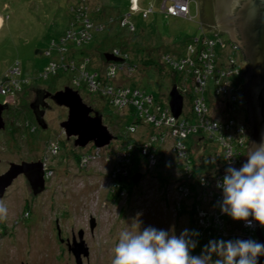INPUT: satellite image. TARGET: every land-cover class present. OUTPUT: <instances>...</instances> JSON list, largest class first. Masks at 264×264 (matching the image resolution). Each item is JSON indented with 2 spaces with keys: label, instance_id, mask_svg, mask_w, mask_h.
<instances>
[{
  "label": "rangeland",
  "instance_id": "374dc122",
  "mask_svg": "<svg viewBox=\"0 0 264 264\" xmlns=\"http://www.w3.org/2000/svg\"><path fill=\"white\" fill-rule=\"evenodd\" d=\"M171 2L137 0L138 7L129 18L135 31L130 32L117 24L109 26L108 17L117 19L129 13L131 0H0V80L8 70L20 67V74L16 77L20 79L19 85L23 89L13 90L11 95L0 92V103L8 102L10 105L6 114V128L0 131V172L8 168L9 162L42 160L48 173L45 189L40 194L32 195L26 178L19 175L0 199L8 210L6 217L0 219V264H76L73 254L68 251L67 242H72L73 234L78 239L79 230H83V239L89 248L88 257L82 258L83 264H111L120 232L126 229L136 231L139 225L141 230L151 226L171 231L177 236L188 229L198 232L201 237L203 231L194 225L195 219L190 211L196 198L190 196L186 207H174L182 193L178 194L176 188H172L170 181L173 182L175 173L163 169L167 165L161 161L163 155L170 157L173 139L169 134L160 152L163 155L158 157L157 163L149 166L142 160L143 177L135 184L126 183L119 191L118 183L112 177L114 161L107 162L106 156L101 153L97 161L80 169L78 157L80 159L83 153H90L96 147L92 143L78 147L73 144V138H65L59 123L66 118L67 109L47 98L48 108L45 109L44 119L48 127L41 129L29 108L34 94H24L26 87L40 86L53 93L70 84L71 73L62 69L47 79H37L35 71L43 68L50 58L36 54L35 50L48 49L52 39H59L70 26L71 14L68 9L72 5H81L87 9L88 17L94 23L101 24L103 30L94 28L87 44L65 45L64 55L73 50L76 51V61L90 57L86 69L92 72L97 65L104 68V52L114 48L126 51L130 62L136 65L128 79L123 76L127 79L126 85L145 89L160 99H166L174 79L172 69L164 65L163 57L169 53L176 58L183 56L189 39L201 34L200 24L213 26L218 31L213 20L200 16L196 0H188L189 15L186 17L167 15L163 3L167 6ZM233 7L231 4L229 10L232 11ZM144 11H148V16H142ZM227 37L223 33L222 38ZM227 54L244 65L245 59L240 52L230 48ZM51 56L59 55L53 50ZM145 59H152L151 64L159 63L161 68L148 67L144 64ZM22 76L27 77V81H21ZM175 76L176 82L182 78L178 74ZM186 85L191 86L192 82ZM80 95L101 113L103 123L116 136L103 148L102 153L117 150L122 143L132 140L137 141L132 143V148L139 146L143 135H146V128L137 127L129 134L126 126L132 121L130 114L126 117L124 110L117 109L98 96L89 95L83 89ZM221 98L215 100L222 102L224 97ZM207 100L209 105L211 100ZM192 102L193 98H184V112L191 118ZM224 105L223 102L212 113L221 116L220 109ZM241 106L236 120L244 127L243 137H247L248 141L250 130L246 105ZM9 126L12 127L11 131ZM191 143V138L186 141L188 146ZM159 147L155 148L156 151ZM217 147L207 145L205 149L194 147L191 150L199 158L204 153L208 154L207 151L215 152L218 156L215 161L213 157L207 159L206 164L211 167L201 163L197 165L199 169L203 166L205 172L213 173L216 169L227 167L228 162L223 165L224 162L220 160L221 157L226 159L227 154L219 152ZM197 162L200 163L201 159ZM176 209L184 211L177 212ZM90 217L96 220L92 231ZM223 218L226 221L230 219L227 215ZM236 222L242 224V221L232 220L234 225ZM229 229V232H233L232 226ZM199 237L198 246L191 255H200L206 245Z\"/></svg>",
  "mask_w": 264,
  "mask_h": 264
},
{
  "label": "built area",
  "instance_id": "2783aa9c",
  "mask_svg": "<svg viewBox=\"0 0 264 264\" xmlns=\"http://www.w3.org/2000/svg\"><path fill=\"white\" fill-rule=\"evenodd\" d=\"M136 8L137 0L135 8H131V10ZM69 9L73 13L70 26L59 39L50 41L48 49L42 51V54L49 57L50 60L36 76L45 79L57 74L62 69L71 73L69 86L72 88L80 90L78 87L83 82L90 94H97L98 97L117 109L126 111L129 110L130 105L135 106L138 118L128 125L126 130L131 133L142 125H150L153 128V131L146 134L138 146L141 158H143L141 161L147 162L149 166L155 165L158 157L163 155L160 152L166 145L168 140L166 136L169 134L173 139L171 140L170 157L163 155L164 159L161 161H165L167 165L163 169L175 173L173 182L170 181L173 185L172 188H176L178 194L182 193L179 196L180 201H177L174 207H186L190 196L192 199L196 198L190 211L195 219L194 225L203 231L199 238H202L205 244L209 240L217 238L258 240L257 229H261L264 237V228H261L256 222H253L251 226L243 221L242 224L238 225L236 222L237 224L234 225L231 218L227 221L223 218L224 214L220 212L219 207L222 193L216 188V183L223 177L226 167L216 169L213 173L205 172L206 168L203 166L202 169H199L200 166L197 167L201 163L193 161L195 154L191 151L194 147L196 149L200 147L201 150L205 149L208 143H215L219 152L227 154L226 159L221 157L223 165L231 157L229 159L232 166L240 163L241 157L245 153L248 141L247 137H243L244 127L237 122L236 113L243 103L241 86L246 63L243 65L227 54L230 48L241 53L237 45L222 38V35L213 26L204 27L200 24L201 34L189 39L185 48L186 53L183 56L176 58L169 53L163 57L164 65L168 66L170 70L172 69L173 74L182 76L176 87L182 93L183 98H193L192 118L184 111L178 118H175L171 114L167 98L157 100L152 94L138 89L131 90L128 85L119 82L124 78L123 76H130L136 69V65L129 61L128 54L121 50L116 48L110 50L113 55L120 57L121 61H108L103 63L104 68L97 66L99 68H95L92 72L86 69V64L91 60L90 57L85 56L76 61L74 59L76 51L73 50H69L67 55H64L65 45L87 44L92 37L91 31L94 28L103 30L101 24L94 23L88 17L87 9L84 6L72 5ZM163 9L169 16L186 17L189 15V2L188 0H172L169 5H164ZM147 12L145 11L143 15L146 16ZM130 15L131 12L127 13L126 17H130ZM121 24L128 26L130 31L134 30V25L130 20L123 19ZM53 50H56L59 56L52 57ZM19 71V67L10 69L0 80L2 94L11 95L13 90L22 91L19 85L20 79L16 77L20 74ZM21 81H27V79L22 77ZM188 82H192V85L187 86ZM222 96L224 97L222 102L215 100V98L221 100ZM208 98L215 105L213 109L210 108V104L208 105ZM223 102L225 105L220 109L221 116L212 113L214 110L217 111ZM138 119L140 120L138 121ZM164 127L168 129L164 130ZM190 136H197L192 138V147L186 144ZM157 146L160 147L156 151ZM213 146L215 148V145ZM50 148L54 147L50 146ZM133 148L132 144L122 145L117 150H109L108 153H101L103 149L95 148L90 151V154L99 156L102 154L106 156L107 162L114 161V166L112 165L113 180L118 175L129 179L130 154ZM97 160L87 153H83L78 163L80 169H83L90 162ZM141 161L139 173H142ZM205 167H211V165L207 163ZM157 178L159 179V177ZM175 211L184 210L176 209ZM229 226H232L231 231L233 232H229Z\"/></svg>",
  "mask_w": 264,
  "mask_h": 264
},
{
  "label": "water",
  "instance_id": "95a60500",
  "mask_svg": "<svg viewBox=\"0 0 264 264\" xmlns=\"http://www.w3.org/2000/svg\"><path fill=\"white\" fill-rule=\"evenodd\" d=\"M131 1V8H135L136 0ZM237 2L238 0L224 1L225 8H223L222 13L228 23L227 28L230 34L216 28L219 32H222L221 35L223 33L228 35V40L237 45L246 61L241 86L242 104L246 105V114L251 130L245 153L241 157L240 163L234 166L239 168L246 159L245 155L248 154L250 146L254 148L253 143H258L261 133L264 132V0H244L237 5L234 15L231 16L230 5L233 4L235 7ZM237 27L239 36L232 32ZM35 53L41 52L35 50ZM102 57L105 62L122 60L110 51L104 52ZM176 86L172 85L170 87L166 98L171 114L178 118L184 111V98ZM32 90L37 93V97L29 103V108L41 129L45 130L48 127L44 119V113L45 109L48 108L46 100L50 98L58 106L67 109L66 118L59 123V126L66 139L73 138L75 146L85 147L87 144L92 143L96 149H103L112 140L116 139L115 134L103 123L101 113L87 104L77 89L66 85L53 93L46 89L34 88ZM9 107L8 103H0V131L6 127L3 112L9 111ZM241 107L240 105L239 108ZM150 132L146 127V134ZM8 164V168L0 174V199L19 175L26 178L32 195H38L45 189L47 170L42 160L9 162ZM140 178L141 173L133 175L134 182H138ZM95 225V218L90 217L89 226L91 231L95 228ZM256 236L258 241L264 242L261 229H257ZM67 247L68 251L73 254L76 264H83L82 258H87L89 255V248L83 239V230L78 231V239L74 237L72 242H67ZM259 264H264V257L259 258Z\"/></svg>",
  "mask_w": 264,
  "mask_h": 264
},
{
  "label": "clouds",
  "instance_id": "9594fccd",
  "mask_svg": "<svg viewBox=\"0 0 264 264\" xmlns=\"http://www.w3.org/2000/svg\"><path fill=\"white\" fill-rule=\"evenodd\" d=\"M42 51L39 50L41 54ZM34 88L43 89L31 86L28 93L33 94ZM253 144L255 147L250 146L239 168L232 166L231 157L226 160L228 166L223 177L217 181L216 188L222 193L219 202L222 214L233 221H243L248 226L256 222L264 228V132L261 133L260 141ZM7 211L4 204L0 203V219L6 217ZM198 237V232L188 229L179 236L151 226L141 230L139 225L136 231L126 229L119 234L111 264H259V258L264 257V242L255 239H212L203 246L200 255H191L198 246Z\"/></svg>",
  "mask_w": 264,
  "mask_h": 264
},
{
  "label": "trees",
  "instance_id": "16d2710c",
  "mask_svg": "<svg viewBox=\"0 0 264 264\" xmlns=\"http://www.w3.org/2000/svg\"><path fill=\"white\" fill-rule=\"evenodd\" d=\"M69 10V12H70V14H71V20H72V18H73V13L70 11V9H68ZM132 11L133 10H131V8H130V12H131V15H132ZM145 12V11H144ZM143 12V13H144ZM165 12V11H164ZM143 13H142V16H144L143 15ZM147 14H148V12H147ZM130 15V16H131ZM146 16H148V15H146ZM145 16V17H146ZM90 18V17H89ZM129 18L130 17H126V15H122L120 18H117V19H115V18H113V17H108V21H110L111 20V22H108L110 25L109 26H112V25H114V24H117L120 28H123V29H126V30H129L130 31V29H129V27L128 26H125V25H122L121 24V22H122V20L123 19H127V21H129ZM70 20V21H71ZM132 23V22H131ZM133 24V23H132ZM78 28V27H77ZM135 31V28H134V30L133 31H130V32H134ZM122 52H124V53H126V54H128L126 51H122ZM73 54V53H72ZM128 58H129V56H128ZM152 59H145L144 60V64L145 65H147L148 67H155V68H161V66L159 65V63H153V64H151L152 63V61H151ZM102 63H106L105 61H104V58L102 57ZM129 61H131V60H129ZM132 63V62H131ZM133 64V63H132ZM100 67V66H99ZM99 67H97V68H99ZM20 68V67H19ZM96 68V69H97ZM20 70H21V68H20ZM22 73V72H21ZM173 73V72H172ZM22 75V74H21ZM176 74H173V84L172 85H177L178 84V82H179V80H178V82H176V76H175ZM128 77H130V76H128ZM128 77H127V79H128ZM127 79H120L119 80V82L121 83V82H123L124 84H126V80ZM130 88H131V90H134V89H138V90H141V91H143V92H145V93H148V94H152V95H154V97L157 99V100H160V97H157V95H155L153 92H148L147 90H145V89H140V88H138V87H131V86H129ZM29 88V87H28ZM27 87L24 89V90H26V91H24V94H28V91H27V89H28ZM78 89H83L84 91H86L89 95H95V96H98L97 94H95V93H92V94H90L89 92H88V89L87 88H85V84L82 82L81 83V85L78 87ZM100 98V97H99ZM100 99H102V98H100ZM210 108H212L213 109V107L215 106L214 105V103H210ZM136 111H137V109L135 108V106H132V105H130V108H129V110H126L125 111V113H126V117L130 114L133 118H132V121H130V123L128 124V125H130L131 123H133V121H135V119H137L138 118V116L136 115ZM140 119H138V121H139ZM192 120V119H191ZM141 124V123H140ZM128 125L126 126V128L128 127ZM143 126V125H142ZM15 127V126H14ZM143 127H147L148 129H149V131H153V128L150 126V125H144ZM6 128V127H5ZM12 130V127H10L9 126V131H11ZM127 131V130H126ZM130 134V133H129ZM146 134V133H145ZM194 138H196L197 136H193ZM192 136H190V137H188V140L191 138H193ZM134 142L135 143H137V141L136 140H132V141H128V142H126V143H122V145L124 146V145H128V144H134ZM141 142V141H140ZM140 142L138 143V144H140ZM192 144L193 143H191V145H190V147H192ZM207 145H216L215 143H208ZM206 145V146H207ZM214 147V146H213ZM135 149L134 150H132L131 151V154H130V164H131V166H130V173H129V175L131 176L132 174H134V173H138L137 171H139V164H140V161H141V159H143V158H141V155H140V152H139V147H134ZM110 151H112V150H110ZM207 152H209L208 154H206V153H204V154H202V156L199 158V155L197 156V155H195L194 156V159H193V161L194 162H197V160H199V159H201V162L200 163H203V164H206V161H207V159L209 158V157H213L212 159L215 161L216 160V158L218 157L217 155H216V153L214 152H212L211 153V151H207ZM209 155V156H208ZM198 157V159H196ZM221 157V156H220ZM218 160H219V158H218ZM221 160V159H220ZM77 161H79V157H78V159H77ZM205 162V163H204ZM198 171H200V170H198ZM129 176V179H125V178H122V176H120V175H118L117 176V178L116 179H114L115 180V182H117L118 183V186H119V188H118V190L119 191H121L122 190V188H123V186H125V184L126 183H129V184H135V183H137V182H134L133 180H132V178L133 177H130ZM131 180V181H130ZM117 190V191H118ZM118 191V192H119ZM222 239V238H221ZM201 244V243H200Z\"/></svg>",
  "mask_w": 264,
  "mask_h": 264
},
{
  "label": "flooded vegetation",
  "instance_id": "af4514ba",
  "mask_svg": "<svg viewBox=\"0 0 264 264\" xmlns=\"http://www.w3.org/2000/svg\"><path fill=\"white\" fill-rule=\"evenodd\" d=\"M224 1L225 0H196V4H197V8H198V11H199L200 16H202V17H204L205 19H208V20H210V19L213 20L214 23H215V25H216V27L220 31H222V32H229V34H230V31L227 28L228 27V23L225 21L224 15L222 13L223 8H225L224 7V5H225ZM243 1L244 0H238L236 6L231 11L232 12L231 16L234 15L235 10L237 8V5H239V3H242ZM232 32H233V34L238 35V27L237 28H234L232 30ZM33 94L32 95H33V99H34V98L37 97V93H34L33 92ZM8 112H9L8 110L3 112V117L5 119V126L7 125V123H6L7 115L6 114ZM246 118H247V114H246ZM248 125H249V123H248ZM249 130H251L250 129V126H249ZM0 163H1V161H0ZM2 172H4V171H1L0 174ZM72 236L75 237L74 234Z\"/></svg>",
  "mask_w": 264,
  "mask_h": 264
},
{
  "label": "bare ground",
  "instance_id": "6f19581e",
  "mask_svg": "<svg viewBox=\"0 0 264 264\" xmlns=\"http://www.w3.org/2000/svg\"><path fill=\"white\" fill-rule=\"evenodd\" d=\"M1 19V18H0ZM1 22V21H0ZM228 42V41H227ZM55 146V145H54ZM55 148H57L56 146H55ZM90 152V151H89ZM101 153H102V151H101ZM88 155H90L93 159H97L98 157V155L96 154V155H92V154H90V153H87ZM104 156V155H103ZM101 157V156H100Z\"/></svg>",
  "mask_w": 264,
  "mask_h": 264
},
{
  "label": "crops",
  "instance_id": "0c3cea01",
  "mask_svg": "<svg viewBox=\"0 0 264 264\" xmlns=\"http://www.w3.org/2000/svg\"><path fill=\"white\" fill-rule=\"evenodd\" d=\"M38 70H39V69H38ZM38 70H36L35 73H36ZM35 73H34V75H35Z\"/></svg>",
  "mask_w": 264,
  "mask_h": 264
}]
</instances>
